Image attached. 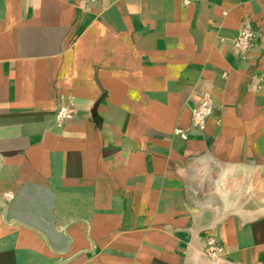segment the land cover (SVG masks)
<instances>
[{
  "label": "crops",
  "instance_id": "0c3cea01",
  "mask_svg": "<svg viewBox=\"0 0 264 264\" xmlns=\"http://www.w3.org/2000/svg\"><path fill=\"white\" fill-rule=\"evenodd\" d=\"M210 234L264 264V0H0V264H211Z\"/></svg>",
  "mask_w": 264,
  "mask_h": 264
},
{
  "label": "built area",
  "instance_id": "2783aa9c",
  "mask_svg": "<svg viewBox=\"0 0 264 264\" xmlns=\"http://www.w3.org/2000/svg\"><path fill=\"white\" fill-rule=\"evenodd\" d=\"M94 1V0H90ZM255 41V35L253 29L249 25H243L236 33V36L232 40V46L236 49L239 55H246L249 49L253 46ZM213 112L210 101L202 100L200 105L192 112V125L195 127H201ZM73 115V109L70 105L60 103L56 109L55 117L58 121L64 122L70 120ZM175 133L181 138H185L186 135L181 130H176ZM203 252L210 260L211 264H234L223 256L225 254L224 247L221 241L213 234L205 236L203 243Z\"/></svg>",
  "mask_w": 264,
  "mask_h": 264
}]
</instances>
